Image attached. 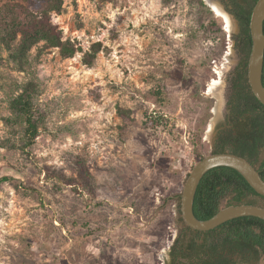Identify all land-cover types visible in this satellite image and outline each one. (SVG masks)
<instances>
[{"label":"rangeland","instance_id":"374dc122","mask_svg":"<svg viewBox=\"0 0 264 264\" xmlns=\"http://www.w3.org/2000/svg\"><path fill=\"white\" fill-rule=\"evenodd\" d=\"M219 1L231 29L205 0H62L72 57L39 43L19 71L0 53V264H163L184 181L231 124L239 25ZM28 83L32 141L10 107Z\"/></svg>","mask_w":264,"mask_h":264},{"label":"trees","instance_id":"16d2710c","mask_svg":"<svg viewBox=\"0 0 264 264\" xmlns=\"http://www.w3.org/2000/svg\"><path fill=\"white\" fill-rule=\"evenodd\" d=\"M38 1L40 4L34 9L18 1L0 5V53L7 51L8 59L19 71L25 69L30 51L39 43H43L44 47L59 48L63 57H72L75 53L74 45L62 39L60 30L51 20V13L60 11L62 0ZM222 1L226 3L225 9L240 23L237 42L241 47L242 69L231 79L228 101L231 124L217 134L212 152L228 151L245 157L264 180V105L252 93L247 79L251 49L249 22L257 0ZM199 2L204 5L203 0ZM262 82L264 85V64ZM35 95L34 85L28 83L10 102L11 109L26 123L25 132L29 141L36 137L38 131L31 114ZM120 113L124 114L121 110ZM249 197L264 202V196L257 194L238 171L227 166L215 167L207 171L198 184L193 212L197 218L207 219L217 212L224 199H227L225 205H264ZM180 221L183 222L181 217ZM197 232V235L201 233ZM204 234L206 238L201 243H197L196 238L188 244L182 237L176 239L171 250L176 260L174 264H182L181 259L185 257L192 260L191 264H245L258 259H262L264 264V220L254 216L237 217Z\"/></svg>","mask_w":264,"mask_h":264},{"label":"water","instance_id":"95a60500","mask_svg":"<svg viewBox=\"0 0 264 264\" xmlns=\"http://www.w3.org/2000/svg\"><path fill=\"white\" fill-rule=\"evenodd\" d=\"M208 4L209 2L205 0ZM219 6L221 2L215 0ZM211 7V5L209 4ZM264 0H257L252 8L249 29L251 49L247 61V79L254 96L264 105V85L262 82L264 64ZM221 104L223 98L220 95ZM218 101V100H217ZM220 104V107H221ZM215 108V107H214ZM220 117L214 111L213 123ZM227 166L238 171L248 184L259 195L264 196V180L255 166L245 157L224 151L211 152L201 157L188 173L180 198V217L183 224L193 230L209 231L222 223L242 216H254L264 220V205L252 203L229 204L220 207L215 214L207 219H199L193 212L194 196L203 175L212 168Z\"/></svg>","mask_w":264,"mask_h":264},{"label":"flooded vegetation","instance_id":"af4514ba","mask_svg":"<svg viewBox=\"0 0 264 264\" xmlns=\"http://www.w3.org/2000/svg\"><path fill=\"white\" fill-rule=\"evenodd\" d=\"M236 20H237V19H236ZM237 22H238V25H239V31H238V33L235 35V41H236V47H237V49L239 50V53H240V61H239V63L237 64V66L235 67V69L233 70V72H232V76H231V79H232V78H235V77L238 75L239 71L242 69V66H241V64H240V62H241V57H242L241 47H240V45H239L238 42H237V38H238V35H239L240 31H241V27H240V23H239L238 20H237ZM230 94H231V93H230ZM229 97H230V96H229ZM228 101H229V98H228ZM221 130H222V129H221ZM221 130H219V131L217 132V134H218ZM217 134H216V136H217ZM216 136H215V138H216ZM215 138H214V141H215ZM204 232H206V231H204ZM204 232L201 231V233H199V235H197L198 232H197L196 230L188 229L187 226L183 225L182 228L179 229V232H178V234L176 235V237L173 238V242H172L171 247L169 248V250H168V252H167V254H166V256H165V259L163 260V264H172V263L174 264V263H176V260H174V259H173V256L171 255V252H172V251H171V250H172V245H174V243L176 242V239H178L179 237H180V238L182 237V238L184 239L185 244H188L192 239L196 238V242H197V243H201V242H203L204 239L206 238ZM181 260H182V264H191V263H192V260H190L189 258H186V257L183 258V259H181ZM262 264H263V261H262Z\"/></svg>","mask_w":264,"mask_h":264},{"label":"bare ground","instance_id":"6f19581e","mask_svg":"<svg viewBox=\"0 0 264 264\" xmlns=\"http://www.w3.org/2000/svg\"><path fill=\"white\" fill-rule=\"evenodd\" d=\"M208 2H209V4L211 5V8L213 9V11L217 14V15H219V16H221L223 19H224V21H225V23H226V26L228 27V28H232L233 27V24H232V22H231V19H230V17H228V15L227 14H225L221 9V7L219 6V4L215 1V0H207ZM221 8V9H220ZM220 74V73H219ZM210 89L215 93V94H217V96L219 95L218 94V91L221 89V84H220V82L219 81H213V83H212V85H211V87H210ZM210 89H209V91H210ZM220 97L218 96V101H217V103H216V106H215V108H214V111H215V113L217 114V116L220 114V104H221V100L219 99ZM209 130H211L210 129V127H209Z\"/></svg>","mask_w":264,"mask_h":264}]
</instances>
